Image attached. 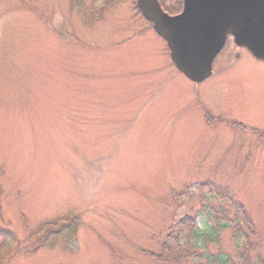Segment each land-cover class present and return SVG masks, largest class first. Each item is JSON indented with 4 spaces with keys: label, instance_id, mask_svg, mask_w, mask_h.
<instances>
[{
    "label": "rangeland",
    "instance_id": "rangeland-1",
    "mask_svg": "<svg viewBox=\"0 0 264 264\" xmlns=\"http://www.w3.org/2000/svg\"><path fill=\"white\" fill-rule=\"evenodd\" d=\"M135 4L0 0L2 264H165L151 255L174 222L215 202L178 195L210 182L245 208L264 264V62L229 37L194 85ZM60 219L72 233L45 243Z\"/></svg>",
    "mask_w": 264,
    "mask_h": 264
},
{
    "label": "water",
    "instance_id": "water-1",
    "mask_svg": "<svg viewBox=\"0 0 264 264\" xmlns=\"http://www.w3.org/2000/svg\"><path fill=\"white\" fill-rule=\"evenodd\" d=\"M136 9L167 44L171 62L193 84L212 76L226 37L264 60V0H182L168 16L158 0H136Z\"/></svg>",
    "mask_w": 264,
    "mask_h": 264
},
{
    "label": "trees",
    "instance_id": "trees-1",
    "mask_svg": "<svg viewBox=\"0 0 264 264\" xmlns=\"http://www.w3.org/2000/svg\"><path fill=\"white\" fill-rule=\"evenodd\" d=\"M181 5L182 0H179L178 10L166 9L164 11L168 15L179 14ZM205 189H208V200L212 196L215 200L214 204L201 203L202 208L196 217L181 216L178 221L174 222L175 224L170 228V233L164 239L161 256H151L157 262L165 264H258L251 256V252L256 248L254 225L245 208L235 200L234 196L228 194L226 190L216 189L215 184L210 182L201 186L196 194L188 191L178 195L184 196L183 198L187 197L186 201L180 199V202L185 205L182 207H186L187 201L189 202L191 197L199 196L197 197L199 199L204 196L201 191ZM204 198L207 200V197ZM201 218L206 224L204 229H200L196 225V221ZM230 223H233L232 226H234L232 228V245L235 249L233 254L226 250L223 251L218 246V233L229 229ZM71 227V221L60 219L58 222L48 224L47 229L42 230L40 235H44V242L47 243L53 235L63 234L66 231L72 233ZM1 234L9 235L7 232ZM47 237L49 238L47 239ZM209 246H216L218 251H210ZM4 250L8 251L6 244L0 246V264H2Z\"/></svg>",
    "mask_w": 264,
    "mask_h": 264
},
{
    "label": "flooded vegetation",
    "instance_id": "flooded-vegetation-1",
    "mask_svg": "<svg viewBox=\"0 0 264 264\" xmlns=\"http://www.w3.org/2000/svg\"><path fill=\"white\" fill-rule=\"evenodd\" d=\"M239 48V47H238ZM239 49H241V50H244L243 48H239ZM244 51H246V50H244ZM247 52V51H246ZM251 56V55H250ZM256 61H258V60H256ZM262 62H264V61H262ZM213 70H214V68H213ZM214 72V71H213ZM213 75H214V73H213ZM213 77V76H212ZM210 79V78H209ZM208 80V79H207ZM206 82V81H205ZM204 82V83H205ZM203 84V83H202ZM199 85H197V87H198ZM196 87V88H197ZM203 116H204V118H205V121H206V123H209L210 124V122H211V120H213V119H215L216 117H213L212 116V114L211 113H209V112H203ZM222 121V120H221Z\"/></svg>",
    "mask_w": 264,
    "mask_h": 264
}]
</instances>
